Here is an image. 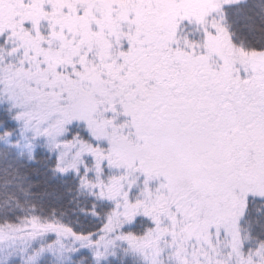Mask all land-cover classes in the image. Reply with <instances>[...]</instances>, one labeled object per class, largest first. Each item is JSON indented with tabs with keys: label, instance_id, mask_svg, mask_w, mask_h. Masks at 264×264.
I'll use <instances>...</instances> for the list:
<instances>
[{
	"label": "snow or ice",
	"instance_id": "1",
	"mask_svg": "<svg viewBox=\"0 0 264 264\" xmlns=\"http://www.w3.org/2000/svg\"><path fill=\"white\" fill-rule=\"evenodd\" d=\"M0 264H264V0H0Z\"/></svg>",
	"mask_w": 264,
	"mask_h": 264
}]
</instances>
